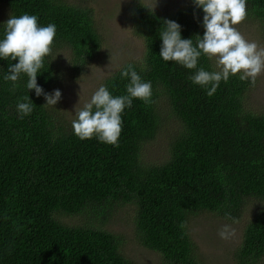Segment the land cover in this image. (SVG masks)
Returning a JSON list of instances; mask_svg holds the SVG:
<instances>
[{"label":"trees","instance_id":"obj_1","mask_svg":"<svg viewBox=\"0 0 264 264\" xmlns=\"http://www.w3.org/2000/svg\"><path fill=\"white\" fill-rule=\"evenodd\" d=\"M0 5L8 12L0 39L10 15H36L40 26L56 25L51 52L37 75L44 93L61 81L55 55L68 52L76 76L102 49L92 9L65 0H0ZM246 7L245 20L264 31V0H247ZM203 16L193 0L167 15L139 0L131 4L132 31L145 44L144 56L103 85L113 96L127 94L130 80L121 72L132 65L151 82L153 103L133 99L125 108L118 147L78 138L72 124L45 105L44 95L27 89L25 74L15 88L4 80L18 60L0 59V264H135L123 253L125 238L105 229L126 205L135 207L138 244L158 253L162 264H202L189 234L190 217L208 212L233 222L228 213L237 221L250 201L263 206L245 227L233 258L235 264L264 260V112L246 104L253 84L237 74L209 96L189 79L195 70L160 57L164 20L177 22L181 37L195 44V36L204 33ZM198 67L219 71L206 55ZM25 96L33 111L21 119L16 105ZM163 127L172 129L169 159L147 164L144 146ZM76 216L80 225L65 223Z\"/></svg>","mask_w":264,"mask_h":264},{"label":"clouds","instance_id":"obj_2","mask_svg":"<svg viewBox=\"0 0 264 264\" xmlns=\"http://www.w3.org/2000/svg\"><path fill=\"white\" fill-rule=\"evenodd\" d=\"M196 8H202L204 33L193 39L181 37V26L172 20H164L159 36L162 40L160 57L164 61H173L195 70L189 79L213 95L220 82H227L230 76L239 74L242 81L250 80L254 85L256 78L264 73V48L255 41H248L235 27L247 18V0H193ZM4 36L0 39V59L17 61L9 65L4 80L11 81L13 88L21 74L28 77L26 87L35 90L37 96L44 95L45 105L55 106L61 99V91L44 93L37 84V75L44 67V57L50 54L56 35V25L40 26L36 15L22 14L11 16L4 23ZM201 55L215 58L219 71H206L198 67ZM122 78H129L125 95L113 96L108 88L101 85L91 100L82 108L75 107L76 119L72 121L74 134L80 138H96L102 143L118 147L122 132V113L132 106L133 99L141 100L145 105L153 103L151 82H145L128 65L121 72ZM17 102L16 110L22 119L33 111V102L29 96ZM233 223L238 221L226 213ZM234 229L225 224L218 231L221 239H228Z\"/></svg>","mask_w":264,"mask_h":264},{"label":"rangeland","instance_id":"obj_3","mask_svg":"<svg viewBox=\"0 0 264 264\" xmlns=\"http://www.w3.org/2000/svg\"><path fill=\"white\" fill-rule=\"evenodd\" d=\"M68 4L89 8L94 12L96 28L103 46L98 56L84 72L73 76L69 66L70 55L60 52L55 55L59 66L60 83L52 89L61 91V99L53 108L68 124L76 119L75 107L82 108L91 100L92 95L103 85L105 79L122 69L126 64L141 61L145 53V44L132 31L129 9L135 0H65ZM161 15L185 9L190 0H139ZM8 12L0 5V23L7 19ZM248 41H255L264 48V31L259 23L244 20L235 26ZM215 61V58H213ZM216 64V61H215ZM217 67V65H216ZM219 70V68L217 67ZM246 104L256 113L264 112V73L260 74L246 96ZM173 125L169 122L167 126ZM172 129L163 127L154 141L144 146L143 161L147 164L160 165L169 159L168 144ZM263 204L250 201L241 213L237 223L221 216L202 212L191 216L188 221L189 234L197 245V258L202 264H235L233 253L241 244L245 227L251 222ZM82 219L86 220L85 217ZM67 224H81V216L65 218ZM135 207L124 206L114 213L105 229L125 238L123 253L135 264H162L161 256L141 247L134 233ZM225 224L234 229L228 239H221L218 231ZM264 264V260L259 263Z\"/></svg>","mask_w":264,"mask_h":264}]
</instances>
